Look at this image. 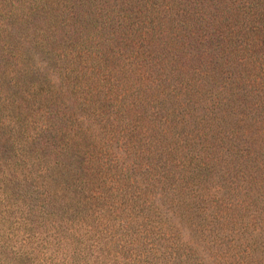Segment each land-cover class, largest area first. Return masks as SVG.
Masks as SVG:
<instances>
[{"label": "trees", "instance_id": "obj_1", "mask_svg": "<svg viewBox=\"0 0 264 264\" xmlns=\"http://www.w3.org/2000/svg\"><path fill=\"white\" fill-rule=\"evenodd\" d=\"M257 1L264 4V0ZM103 4L104 0H2L0 3V264H141L145 260L143 249L153 243L154 248H147L154 251L163 240L166 245L158 256L163 259L168 251L163 264H203L204 259L180 242L178 232L169 223L161 232L160 224L150 221L144 227L138 224L126 240L123 234L116 235L119 227L130 232L128 227L136 222L137 211L146 208L138 204V197L131 191L134 178L129 177V170L134 167L120 162L106 144L114 138L111 132L116 121L123 117L129 120V112L136 103L123 101L127 89L122 95L112 91V97L103 102L96 100L98 93H91L93 90L87 85L92 74V71L88 73L89 62L98 64L102 54L92 58L72 41L73 35L81 38V33L88 40L102 28L101 16L107 20L113 16L109 15L112 7ZM177 5L178 0H164L160 4L155 0H135V5L130 0H121V6L126 8L120 14L117 11V29L130 25L134 27L132 31L141 32L140 40L149 45L134 59L132 54L123 58L125 52L120 49L108 52L113 57L132 59L139 68L148 66L155 71L157 77L147 75L142 79L152 91L161 89L166 79L153 61L183 54L177 50L181 42L171 49L160 41L161 36L165 38L161 27L165 28L170 17L179 12ZM258 7L244 12L246 16L238 17L237 22L228 20V32L219 31L215 37H227L229 31L235 30L234 25L247 28L245 19L253 21L251 17L258 18V12L264 20V9L257 12ZM257 21L248 26L247 32L264 31V25L261 27L260 20ZM113 34L106 40H111ZM254 42L248 45L250 48L245 47L250 53L247 58L251 61V56L261 52L264 61V32ZM121 69L130 70L129 62ZM93 73L102 77V82L112 83L107 72L102 74L93 69ZM119 84L124 86L121 81ZM67 94L77 102L76 109L86 111L77 117L78 121L89 118L95 121L94 127L78 121L75 124L71 121L70 129L77 127L71 131L63 124L59 126L65 122L69 127L70 119L74 118L68 113L74 107L67 106L68 112L59 107L63 104L61 95L67 97ZM151 95L137 99L150 104L147 98ZM226 104L231 108L230 102ZM141 114L137 112L138 116ZM98 130L100 139L106 138L102 145L97 139ZM58 139L60 148L53 145ZM124 139L120 140L125 144ZM159 144L155 150L163 148ZM127 146H121L126 154ZM184 160L175 167L187 172L189 180L184 179L177 188L179 193L196 201L202 197L198 184L208 182L211 167L208 161H200L194 155ZM59 211L71 212L72 219L47 223L49 235L42 236L39 226L47 219H38L36 214L50 216ZM63 222L65 225L61 226ZM208 224L209 232L218 230L217 223ZM46 244L56 249L49 250ZM245 253L238 255L236 264H251L245 262ZM135 260L138 261L134 263ZM205 261L210 263V257Z\"/></svg>", "mask_w": 264, "mask_h": 264}, {"label": "rangeland", "instance_id": "obj_2", "mask_svg": "<svg viewBox=\"0 0 264 264\" xmlns=\"http://www.w3.org/2000/svg\"><path fill=\"white\" fill-rule=\"evenodd\" d=\"M155 1L160 4L164 0ZM130 4L135 5V0H130ZM103 5L112 7L109 15L113 16L108 20L101 16L102 28L88 40L81 33V38L73 35L72 41L92 58H96L97 53L102 54L98 64L89 62L88 73L92 71V74L87 85L93 90L91 93H98L96 100L103 102L112 97V91L122 95L127 89L123 101L136 103L129 112V120L123 117L116 121L111 132L114 138L106 144L108 151L120 162L134 167L129 170V177L134 178L131 191L138 197V204L146 208L137 211L138 220L128 227L130 232L119 227L116 235L123 234L126 240L138 224L140 227L149 221L160 224L161 232L169 223L178 232L180 242H184L199 259H204L203 264H236L238 255H243L244 251L246 263L264 264V61L262 53L256 51L250 61L247 58L250 53L245 48L263 35L264 31L251 33L247 29L249 25L257 24V19L261 27L264 25L258 12L260 8L264 9V4L257 0H178L179 12L170 17L165 28L161 27L165 38L161 36L160 41L171 49L181 42L177 50L183 54L161 62L154 59L163 77L166 76L163 87L157 91L149 90L147 82L142 80L147 75L157 77L155 71L148 66L139 68L132 59H123L127 54H132L134 59L149 45L140 40L141 32L132 31L134 27L130 25H121V29H117V11L120 14L126 7L121 6V0L115 3L104 0ZM257 7L258 18L245 19L247 28L234 25L235 30L229 31L227 37H215L219 31L227 29L228 32V20L237 22L238 17L246 16L244 12H252ZM226 12L227 15L222 16ZM111 33H114L111 40H106ZM113 49L125 52L123 58L111 56L108 51ZM128 62L130 70H122ZM93 69L110 74L108 81L113 84L95 77ZM118 81L124 86H118ZM152 93V97L147 98L151 100L150 104L137 99V96L146 98V94ZM61 96L63 104L59 107L64 112H68L67 106L74 107L68 112L74 118L70 119L69 127L59 119L62 122L59 126L63 124L68 131L77 129L76 126L70 129L71 121L77 123V117L86 111L76 109L73 96ZM229 102L231 108L228 109L226 103ZM137 112H141V116ZM78 122L92 128L95 121L88 118ZM131 127L134 129H128ZM96 134L102 145L106 138L100 139L99 130ZM122 138H125V144L120 140ZM54 142L57 148L62 146L57 144L59 139ZM158 142L163 147L159 148L161 150H155ZM121 146H127L129 153H124ZM188 155L208 161L211 167L208 182L198 184L202 197L196 201L179 193L177 188L181 181L189 178L187 172L177 170L175 165L186 161ZM207 192H210L209 196H206ZM36 216L47 219L39 226L38 232L42 236L49 235L47 223L72 219L71 212L63 211ZM124 218L126 214L122 215V220ZM209 222L217 223L218 230L209 232L206 227ZM165 245L163 240L154 251L147 248H154L153 243L144 248L142 263L162 261L163 264L168 251L163 259L158 256ZM47 246L49 250L56 249L54 245ZM208 256L210 263L205 261Z\"/></svg>", "mask_w": 264, "mask_h": 264}]
</instances>
